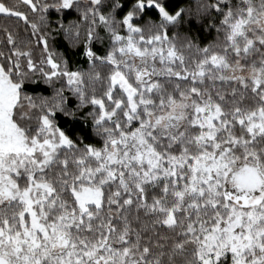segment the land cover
I'll return each instance as SVG.
<instances>
[{
    "label": "snow or ice",
    "instance_id": "1",
    "mask_svg": "<svg viewBox=\"0 0 264 264\" xmlns=\"http://www.w3.org/2000/svg\"><path fill=\"white\" fill-rule=\"evenodd\" d=\"M0 21V264H264V0Z\"/></svg>",
    "mask_w": 264,
    "mask_h": 264
},
{
    "label": "trees",
    "instance_id": "2",
    "mask_svg": "<svg viewBox=\"0 0 264 264\" xmlns=\"http://www.w3.org/2000/svg\"><path fill=\"white\" fill-rule=\"evenodd\" d=\"M72 18H74V17H69V19H72ZM0 23H2V21H0ZM59 39L62 41V43L64 44V47L66 48L67 47V42L63 41L62 37H60ZM61 50H63V49H61Z\"/></svg>",
    "mask_w": 264,
    "mask_h": 264
}]
</instances>
